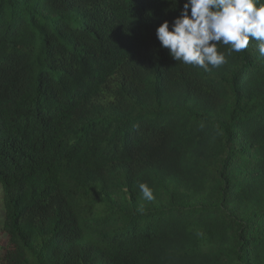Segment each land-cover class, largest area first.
<instances>
[{
    "label": "trees",
    "instance_id": "1",
    "mask_svg": "<svg viewBox=\"0 0 264 264\" xmlns=\"http://www.w3.org/2000/svg\"><path fill=\"white\" fill-rule=\"evenodd\" d=\"M184 2L0 0L1 264H264V57L173 60Z\"/></svg>",
    "mask_w": 264,
    "mask_h": 264
},
{
    "label": "clouds",
    "instance_id": "2",
    "mask_svg": "<svg viewBox=\"0 0 264 264\" xmlns=\"http://www.w3.org/2000/svg\"><path fill=\"white\" fill-rule=\"evenodd\" d=\"M156 37L173 60L205 70L226 63L218 45L227 46L231 55L255 40L264 57V0H185L171 25L165 20L156 28ZM139 189L144 200L155 199L147 184Z\"/></svg>",
    "mask_w": 264,
    "mask_h": 264
},
{
    "label": "rangeland",
    "instance_id": "3",
    "mask_svg": "<svg viewBox=\"0 0 264 264\" xmlns=\"http://www.w3.org/2000/svg\"><path fill=\"white\" fill-rule=\"evenodd\" d=\"M2 208H3V205H2V190H1V187H0V227H1V223H2V214H3ZM5 241H6V236L0 229V256H1L2 252H3L2 245L6 244ZM0 264H1V262H0Z\"/></svg>",
    "mask_w": 264,
    "mask_h": 264
}]
</instances>
